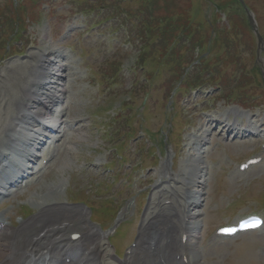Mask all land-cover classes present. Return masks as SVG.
Instances as JSON below:
<instances>
[{
  "label": "rangeland",
  "instance_id": "374dc122",
  "mask_svg": "<svg viewBox=\"0 0 264 264\" xmlns=\"http://www.w3.org/2000/svg\"><path fill=\"white\" fill-rule=\"evenodd\" d=\"M244 1L254 15L261 43L237 0H151V4L147 0H0V73L8 72L6 67L13 63L27 61L30 53L55 51L61 56V65H69L71 74L68 79L56 80V92L66 83V112L70 115L72 111V117L86 127L77 133L68 131L71 141L53 150L38 181L29 185L32 181L25 179L21 191L0 199V220L13 230L18 228L38 212L37 202L32 199L39 197L40 202L46 199L40 198L43 192L58 189V200L73 212L71 228L64 237L68 239L71 232L82 227H86L87 236L94 229L112 237L123 221L131 220L126 235L118 242L123 245L119 249L122 253L126 245L137 240L147 209H141L146 195H141L142 189L134 183L147 176L149 184H154L164 176L160 170L166 163L169 173L185 175L183 196L186 191L199 195L202 190L199 210L195 209L201 214L198 221L202 237L216 226L233 222L234 214L240 217L260 210L259 206L264 205V163L246 175H237L228 157L242 161L252 153L263 155L261 142L220 138L217 133L223 124L216 122L210 123L214 129L199 131L201 117H215L221 123L227 114L229 121L236 118L241 122L244 118V130L252 123L251 116L264 119V0ZM148 7L151 14L144 12L143 8ZM83 8L91 11L85 14L80 10ZM161 24L174 37L172 41L178 42L177 47L173 44L171 56H166V50L162 52L170 43L166 33L161 36ZM151 25L156 28L152 30L156 42L149 39L146 47L145 33ZM193 78H198L199 89L191 92L187 84ZM4 97L0 100V131L7 116L5 102L9 101ZM54 105L48 103L46 107ZM9 109L14 110V117L16 105L9 103ZM57 134H47L50 139L45 149ZM116 134L124 137L116 140ZM199 135L215 138L210 143L202 139L198 144ZM113 148L120 151L114 152ZM18 149L12 154L14 161L21 160L19 156L26 147ZM118 154L124 160L118 161ZM50 156L40 151L36 160L26 163L34 168V178L39 177L44 158ZM138 166L140 172L134 170L137 176L130 181L133 184L125 186L129 167ZM108 168L116 174L105 180L102 176L108 174L104 171ZM19 170L12 164L0 173ZM200 176L203 188L196 182L191 184ZM120 178L124 180L116 189L111 183ZM112 196L115 204L110 201ZM77 201L90 205L93 213ZM234 202L238 204L233 206ZM106 203L111 204L107 212H100ZM76 209L87 215L86 223L83 213ZM115 217L117 226L106 229ZM91 220L106 231L100 233ZM38 231L35 227L23 232L17 242L11 237L10 247L2 248L8 253L3 254L0 248V261L3 255L21 253ZM103 244L112 254L104 240ZM258 244H264V237L255 234L213 246L196 244L197 254L193 252L192 258L195 264H264V255L253 248ZM130 252L125 250L124 255ZM142 262H146L145 257L138 251L133 264Z\"/></svg>",
  "mask_w": 264,
  "mask_h": 264
},
{
  "label": "bare ground",
  "instance_id": "6f19581e",
  "mask_svg": "<svg viewBox=\"0 0 264 264\" xmlns=\"http://www.w3.org/2000/svg\"><path fill=\"white\" fill-rule=\"evenodd\" d=\"M60 58L61 56L55 53V51H47L44 49L38 55L30 53L26 58L27 61L13 63L9 65V67H6L5 70H8V72L0 73V100H2L4 96L9 99V101L5 100L7 107L4 106L6 109L4 112L7 113V116L2 120L3 127L0 131V166L2 163H12L13 161L10 159L9 154L22 145L26 147L21 154L22 158L27 160V162H31L32 159L36 160L37 153L44 147L48 140H46L47 136L45 134L49 132L60 130V133L55 136V144L58 143V145L53 147L54 149H58L65 144V141H71L72 138L70 134H68L69 130L77 133L86 129V127L84 128L81 124L83 121L75 120L72 117V111L70 115L66 112L67 107L64 106L66 101V83L56 92L54 86L56 78L68 79V77L71 76L69 65H61ZM27 73H29L28 76ZM47 76H52V81L50 80L46 84L47 87H42V81ZM4 87L5 92L4 90L1 91V88ZM50 101L57 102L58 105L53 111L44 112L43 109ZM9 103H14L16 105L17 109L15 110L14 117H11L12 112L14 114V110L9 109ZM201 121L203 125L199 131L204 128L211 129L215 127V125L212 127L210 125V123L213 122L221 124V120L216 118L201 117ZM251 121L253 126H249V128L256 129L260 134L259 136H261V134L264 135V124L259 123L255 116L251 118ZM67 123L71 124L70 128L65 126ZM226 125L228 126L226 127ZM226 125L224 128L227 133L232 132L233 129L235 130L233 124ZM18 129H20V131ZM25 133H27V136H24ZM210 140L211 139H209V141ZM201 141L202 139L199 138L197 141L198 144ZM35 151H37V153H35ZM165 173V170H160V174L164 175L160 177V180L165 177ZM23 175L24 174L21 173L16 174L14 178H12V181L7 177L4 181L5 184L0 185V196L9 197L21 191V188L18 187L13 193L11 192V188L18 180L23 178ZM30 175H32V173H30ZM180 177H183L181 178L183 180L185 175L179 174L177 177L171 175V177H169L170 186L171 184L178 183ZM39 178L40 176L36 181H38ZM201 178L200 176L196 181L193 179L191 184L196 182L199 188L202 187L204 182ZM146 181L148 182L149 180ZM169 187L159 190V186H155L156 190L153 192L154 198L151 199L148 204L147 213L142 221L133 252L135 253L138 250L145 251L153 257L154 264H167L168 256L166 250H169L172 251V253L177 252L181 257L186 256L188 260L187 264H194L195 262L192 258L194 257L193 252H195V254L197 252L192 247L198 239L199 222L196 218L200 215L199 211L197 212V208L200 207V200L198 198H200L202 190L199 189V195H195L192 191H186L187 193L183 196L182 193L184 192L170 190ZM182 187L184 189L183 184ZM14 188H17V186ZM57 194L58 189L52 191L48 190L45 194L43 192V194L40 195V198L46 197L45 200L41 199V201L38 202L37 199L39 197L37 199H32L34 200L33 202H37V214L31 220L21 223L14 231H9L7 225L0 220V248L2 253L5 250L7 251L6 253H8V249L2 248L10 247L9 239L11 237L17 242L18 237H20L23 232H28L35 227L39 228V231L34 237L30 240L28 239L29 241H27L25 248H23L22 251L20 250L19 260L9 253L6 256L3 255L0 264H13L16 261L18 264H66L61 256H65V258L69 259L68 264L74 263L75 258L71 256L66 257L64 254L61 255L65 248H67V252L70 248L80 249L82 251V260H80V255L78 256L79 264H105L104 260L105 257L108 256V253L103 249L102 241L99 240V234H97L98 242L95 244L93 242L94 236L89 237L84 235V232H87V229H85L86 227L74 231L79 235L82 234L81 239L74 242L78 245L76 248L70 246L69 241L64 240V234L71 228L69 221L73 217V212L63 206V203L58 200ZM165 200L170 201L169 205L162 204ZM195 209L197 210L195 211ZM77 211L82 215L83 211ZM83 221L84 220L81 222ZM178 232H180L182 236H187L184 246L176 241ZM153 247H155L154 250H152ZM60 248L61 250H59ZM58 250L59 254H56L55 252H58ZM81 261L84 263H81ZM124 264H133L131 257H127ZM176 264L184 263L176 261Z\"/></svg>",
  "mask_w": 264,
  "mask_h": 264
},
{
  "label": "trees",
  "instance_id": "16d2710c",
  "mask_svg": "<svg viewBox=\"0 0 264 264\" xmlns=\"http://www.w3.org/2000/svg\"><path fill=\"white\" fill-rule=\"evenodd\" d=\"M145 10H146V13L148 12V14H151V10L148 11L147 9L144 8V12H145ZM182 15H184V14H182ZM177 16L179 17V19L182 18L181 14H180V15H177ZM185 16H186V15H185ZM185 16H184V17H185ZM145 22H146V23H149L148 20H147V17H146V21H145ZM161 25H162V24H161ZM156 26H157V25H156ZM145 27H146V24H145ZM151 27H152V25H151ZM151 27L148 26V28H147L148 33H147V34L145 33V42H147V41H146L147 36H148V37H149V36H152V30L155 31V28H154V27L151 28ZM153 33H154V32H153ZM160 33H161V36L164 37V34L166 33V27L164 28V25H163V27L160 29ZM166 37H167V38H165V39H167L168 41H170L171 39H173V36H171L170 33H166ZM163 51H165V49H163L162 52H163Z\"/></svg>",
  "mask_w": 264,
  "mask_h": 264
},
{
  "label": "water",
  "instance_id": "95a60500",
  "mask_svg": "<svg viewBox=\"0 0 264 264\" xmlns=\"http://www.w3.org/2000/svg\"><path fill=\"white\" fill-rule=\"evenodd\" d=\"M254 31H255V28H254ZM256 32V31H255Z\"/></svg>",
  "mask_w": 264,
  "mask_h": 264
}]
</instances>
